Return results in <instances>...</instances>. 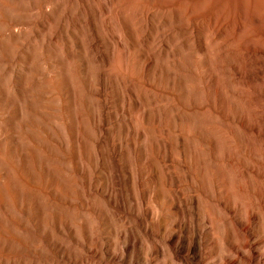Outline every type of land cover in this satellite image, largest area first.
I'll use <instances>...</instances> for the list:
<instances>
[{"label": "rangeland", "instance_id": "obj_1", "mask_svg": "<svg viewBox=\"0 0 264 264\" xmlns=\"http://www.w3.org/2000/svg\"><path fill=\"white\" fill-rule=\"evenodd\" d=\"M37 2L36 8L0 12V22L31 18L22 25L21 40L11 33L17 26L0 24V141L2 125L7 129L12 120L8 132L13 150L26 157L32 175L54 171L61 187L58 198L47 200V188L41 186L45 218L37 228L17 210L8 211L25 223L22 236L27 242H12L0 253V264H69L57 253L56 240L74 251L77 264H99L93 249L102 244L117 250L120 232H127L137 215L148 221L145 209L153 202L143 170L146 160L155 163L170 198L196 189L178 137L187 145L184 150L203 161L208 196L201 198L222 197V183L243 204V219L251 204L257 207V172L264 169V140L257 130L264 129V102L243 82L250 65L240 49L244 31L238 28L239 0H58L49 14L45 2ZM88 4L96 8L91 11L93 25L83 21ZM248 24L256 30L253 22ZM61 77L69 95L57 86ZM255 86L262 87L259 82ZM110 90L115 99L107 96ZM64 102L70 111L62 120ZM146 110L155 116L153 134L161 145L155 152L142 118ZM108 130L112 137L101 142ZM138 130L145 135H137ZM115 143L128 150L123 164L130 189L127 222L124 212L111 209L96 188L117 172ZM132 144L147 154L137 156ZM53 204L79 205L91 231L88 248L54 228L48 218ZM93 205L108 208L102 223ZM0 213L4 215L2 209ZM195 220L202 234L208 225L205 212ZM219 244L225 246L223 235ZM205 246L201 264H211Z\"/></svg>", "mask_w": 264, "mask_h": 264}, {"label": "bare ground", "instance_id": "obj_2", "mask_svg": "<svg viewBox=\"0 0 264 264\" xmlns=\"http://www.w3.org/2000/svg\"><path fill=\"white\" fill-rule=\"evenodd\" d=\"M37 1L45 2L44 12L49 14L53 9V4L58 0H54L53 3L48 0H0V12H7L10 9L13 11L16 8H36ZM239 4L241 19L238 28L244 31L240 49L244 60L250 65L243 71V82L246 86L253 88L255 94L264 102V45L262 43L264 42V0H239ZM86 7L88 14L83 17V21L93 25L95 16L91 11L96 8L95 6L90 7L89 4ZM96 14L100 15V12L97 10ZM30 20L29 17H18L2 21L0 24L10 28L17 26L18 30L11 31V33L12 36L21 40L20 38L23 37L22 25ZM248 22H253L256 25V30L251 29ZM125 30L132 37L133 34L128 24H125ZM257 82L262 85L261 88L255 86ZM57 86L62 90V95L65 93L69 95L67 80L61 77ZM107 96L115 99L111 90ZM67 108V103L64 102L60 108L62 120L67 115V111H70ZM142 118L147 124L148 131L152 134L150 143L154 147L153 152H155L161 147L157 135L153 134L155 116L152 111L146 110ZM261 120L264 125V114L261 116ZM11 121L8 123L7 129L2 125L3 135L0 141L2 147L0 150V209L4 212V215L0 213V253L7 252L9 245L14 241L19 245L27 242V238L22 236L25 223L20 217H12L8 211L17 210L22 217H27L37 228L45 218L43 206L39 201L43 190H41V186L45 184L43 186L47 188L45 192L47 200L50 196L58 198L57 190L61 187L59 178L52 170L37 171V177L31 174L26 157L17 155L10 144L8 130H10ZM257 132L264 140V129L261 132L258 129ZM137 135L144 136L145 133L138 130ZM111 137L110 130L105 131L100 136V141L104 142ZM178 141L183 146L186 170L195 179L196 189L186 197L170 198L169 189L165 187L167 182L160 176L155 163L152 160H146L143 170L149 182V192L153 202L152 207L148 206L145 209L148 221L145 217L137 215L130 229L127 232H120L123 239L117 250H113L111 247L103 248L102 244L99 250L93 249V253L99 257V264H105L106 260L108 264H178L174 259L201 264L205 259L201 255L202 244L206 245L209 257L213 258L211 264H215L219 257L223 258V262L218 261V264H264V169L257 172L260 201L257 207L251 204L247 208L246 218L243 219L241 217V212L244 209L243 204L231 198L230 192L224 184L220 183L218 186L222 197L211 201L201 198V196H208L203 161L200 156L190 155L187 149L184 150L187 145L182 137H178ZM131 147L137 156L147 154L145 148L133 144ZM112 153L117 161V172L105 186L98 185L96 188L97 190L101 188L100 193L104 194L111 209L115 212L121 210L124 212L123 218L127 222V212L130 209V206H127V201L130 198V189L123 173V164L128 150L115 143L112 144ZM14 161L17 163L15 164ZM83 204L84 202L79 205ZM79 205L53 204L48 218L57 231L65 232L72 241L88 248L91 231L88 220L80 211ZM91 208L98 216L100 223L109 214L106 207L93 205ZM202 211L205 212L208 225L200 234V224L195 219ZM4 216L9 220H6ZM61 224L62 227H60ZM136 226H140L143 232L139 231ZM150 235L156 236L158 239H153ZM221 235H223L225 243L222 248L219 244ZM147 241L149 244L146 243ZM56 244L60 257L67 258L69 264L79 262L74 258V251H71L64 242L56 240Z\"/></svg>", "mask_w": 264, "mask_h": 264}]
</instances>
